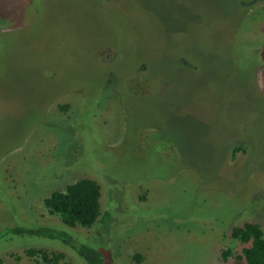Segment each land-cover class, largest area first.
I'll return each instance as SVG.
<instances>
[{
  "label": "rangeland",
  "instance_id": "rangeland-1",
  "mask_svg": "<svg viewBox=\"0 0 264 264\" xmlns=\"http://www.w3.org/2000/svg\"><path fill=\"white\" fill-rule=\"evenodd\" d=\"M79 179L88 229L42 205ZM244 222L264 241V0H0V232L70 238L2 234L3 264H244Z\"/></svg>",
  "mask_w": 264,
  "mask_h": 264
},
{
  "label": "trees",
  "instance_id": "trees-1",
  "mask_svg": "<svg viewBox=\"0 0 264 264\" xmlns=\"http://www.w3.org/2000/svg\"><path fill=\"white\" fill-rule=\"evenodd\" d=\"M236 150V149H235ZM99 186L90 179H79L64 187L62 191H53L42 200V205L49 215H57L61 223L67 228H90L97 222L99 213ZM105 218V216H104ZM26 234L29 236H43L59 239L62 243H69V236L45 228L5 230L2 234ZM229 237L246 247L242 249L244 264H264V241L260 226L254 222H244L230 230ZM73 249L84 264H104L99 252L81 245ZM27 257L38 256L45 264H56L62 259L61 254H52L50 257L43 250L27 249L24 251ZM227 252H222L225 258ZM139 258V257H138ZM136 257V259L138 260ZM239 260V257L236 258ZM0 264H3L0 259Z\"/></svg>",
  "mask_w": 264,
  "mask_h": 264
}]
</instances>
